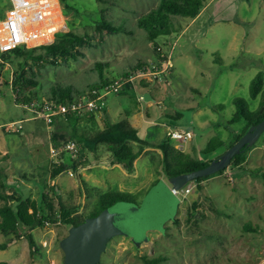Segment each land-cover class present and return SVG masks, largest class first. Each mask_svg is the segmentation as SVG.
Here are the masks:
<instances>
[{"label":"rangeland","instance_id":"obj_1","mask_svg":"<svg viewBox=\"0 0 264 264\" xmlns=\"http://www.w3.org/2000/svg\"><path fill=\"white\" fill-rule=\"evenodd\" d=\"M159 2L23 0L19 4L12 0L6 12L8 20H0L6 41L16 44L20 40L10 38L11 19L19 17L25 23L35 15L38 27L34 30L25 24L21 39L56 26L57 32L66 27V20L67 30L69 25L78 34L90 35V43L79 48L77 59L42 63L35 67V75L29 71L38 83L23 86L21 92L14 89L12 81L22 57L14 55L9 61L0 57V166H9L7 177L3 178L5 187H0V191L39 199L46 190L58 207L61 200L79 206L75 215L82 218L91 215L103 191L137 193L136 202L143 207L140 215L145 216L139 222L150 238H144L138 246L132 237L115 236L109 241L101 264H149L144 256H165L162 264H264V133L252 145L244 164L233 165L203 181L189 182L192 191L181 198L172 191L159 148H146L135 160L134 170L129 171L125 164L116 162L107 145L92 151L82 149L78 142L76 133L93 134L104 129L107 122L120 121L128 113L134 122L136 113L144 117L138 126L143 139L161 142L169 131L193 130L194 138L182 150L203 158V149L218 136L225 143L213 154L217 156L245 124L233 121L238 112L235 98L244 97L251 109L259 106L262 96L253 99L250 84L260 71L264 74V0H205L200 18L178 16L179 31L163 35L155 43L146 37L145 30L138 28L136 21ZM67 3L81 7V16L73 10L67 14ZM99 6L107 8L108 19L136 26L135 31L98 32L92 19L99 17ZM52 40L48 37L42 43ZM0 46L1 50L13 47ZM168 53L172 55L170 67L166 62ZM98 61L110 77L144 61L148 68L151 64L159 67V78L154 74L135 77L132 87L126 88V84L122 91L108 94L106 110L80 116L77 126L66 116H57L49 124L18 103L17 98L25 94L48 97L44 91L59 83L72 86L74 91H88L89 85L99 80ZM147 92L152 99H141V94ZM13 121L20 122L11 124ZM70 140L77 143L80 153L63 149ZM133 145L140 148L137 142ZM53 148L59 153L54 154ZM82 160H88L92 166L83 167ZM61 163H66L68 169L56 175ZM76 164L78 168L74 167ZM158 178L165 180L169 189L165 190L163 200L150 207L146 190ZM70 227L61 222L34 228L39 251L34 252L30 241L23 237L0 249V261L65 264L60 242ZM6 237L0 231V242Z\"/></svg>","mask_w":264,"mask_h":264},{"label":"trees","instance_id":"obj_2","mask_svg":"<svg viewBox=\"0 0 264 264\" xmlns=\"http://www.w3.org/2000/svg\"><path fill=\"white\" fill-rule=\"evenodd\" d=\"M103 1L106 2L107 0ZM11 6L12 0H0V19H6L7 9ZM205 6V0H160L156 7L138 17L136 25L138 28L145 30L146 37L149 40L156 43L159 37L171 35L179 31L177 27L179 26L178 16L196 18ZM106 9L107 8L99 6V17L92 19V21L96 23V30L98 32L133 33L135 31L136 26L130 27L127 23L117 24L108 19L109 14ZM72 10L75 11L77 15L79 13L78 16H81V7L67 3L65 12L70 14ZM89 36L88 34H78L69 26L68 31L57 32L56 38L52 43L41 44L34 47H28L22 44L5 50L0 49V57L5 59V61H9L14 55L22 57V59L19 60V65L16 68L12 81L14 89L21 92L23 86L30 83L37 84L38 82L33 76H29L28 72L31 71V73L35 75V67L40 66L42 63L59 64L61 60L70 61L72 58L77 59L80 53L79 48L90 43ZM40 49H42V51L38 52ZM148 65L149 64L146 62L140 61V63L124 70L122 74L110 77L105 73L104 64L98 61L96 62V68L99 72V80L92 82L89 85L90 89L88 91L86 88L74 91L72 86H64L59 83L50 87L49 93L47 91L44 92L48 94L49 98L63 102L91 98L95 96V90H103L119 76L129 77L132 73L138 72L141 69L147 70ZM149 84L150 82H147L145 85L148 86ZM131 85V82L127 83L126 88L132 87ZM250 94L253 99L262 96L260 104L256 109H251L248 101L244 97L235 98L238 112L233 121H244L245 124L243 123L241 131L236 134L235 139L230 142L224 151L236 143L249 130L251 125L264 119V74L262 71L252 79ZM43 96L44 95L40 93L36 94V96H33V94H25L21 98L18 97L17 100H19L18 103H23L25 105L31 103L35 99H41ZM66 117L72 122L73 126H77L81 119L80 116L73 113L67 114ZM76 136H78V142L84 150L89 149L95 151L99 149L100 145H107L112 151L116 162L125 164L129 171L134 170L135 160L146 148H159L163 153L162 164L164 171L169 177L209 165L213 158L220 155L213 156V154L225 143L223 139L215 136L203 149L205 156L203 158L196 157L176 147L175 140L170 136H167L166 139L161 142L143 139L140 136V129L132 123L129 113L120 121L107 122L104 129L98 130L93 134L76 133ZM133 142L139 143L140 148L136 149ZM251 148L252 145L249 147L245 146L240 153L234 156L231 164L227 168L220 170L219 173L224 172L233 165L244 164ZM82 165H88V160H82ZM74 167L78 168V165L76 164ZM8 168L9 166H0V187H5L6 181L3 180V178L7 177L6 172ZM67 169V164L61 163L58 165V168H56L55 174L57 175ZM212 175L198 177L194 180L203 181L205 178ZM159 181L160 178L156 179L151 187ZM168 189L169 186L166 188V192ZM148 190L149 189L146 191ZM0 199L3 200L0 204V231L7 236L4 241L0 242V249H6L17 243L19 239L26 237L30 241L31 248L34 252L39 251L38 242L33 234L34 228L45 227L48 224L61 222L68 223L70 226L77 225L85 221L87 217L99 214L104 208L119 200H138L137 193H128L120 189L103 191L99 194L97 207L91 215L82 218L79 214L75 215L79 206H71L61 200L59 203L60 206L58 207L54 198L51 197L46 190L39 199L32 195L23 196L15 192L0 191ZM175 220H177V218ZM249 228L252 227L249 226ZM144 258L149 264H162L160 262L165 259V256L151 258L144 256ZM0 264H10V262L2 260Z\"/></svg>","mask_w":264,"mask_h":264},{"label":"water","instance_id":"obj_3","mask_svg":"<svg viewBox=\"0 0 264 264\" xmlns=\"http://www.w3.org/2000/svg\"><path fill=\"white\" fill-rule=\"evenodd\" d=\"M145 98L152 99V94L147 92ZM263 133L264 119L251 125L236 143L213 158L209 165L169 177L172 188L181 189L198 177L212 175L227 168L236 154L245 146L249 147L256 143ZM168 186L169 184L161 179L149 189L146 200L150 207L166 197L165 190ZM142 208L136 201L119 200L104 208L99 214L89 216L85 221L71 226L69 233L60 242L65 252V264H101L102 255L109 241L117 235L132 237L140 246L144 238L145 240L150 238L146 235V228L139 222L145 217L140 215Z\"/></svg>","mask_w":264,"mask_h":264},{"label":"built area","instance_id":"obj_4","mask_svg":"<svg viewBox=\"0 0 264 264\" xmlns=\"http://www.w3.org/2000/svg\"><path fill=\"white\" fill-rule=\"evenodd\" d=\"M61 11L63 13V7L61 8ZM18 19L19 17L11 19L10 25L8 28V32L12 40L14 38H20V40L19 41L17 40V43L14 46L25 44L28 47H34V46L41 45V44L30 45L26 40L21 39L23 30H24V25L27 24L31 26L32 28H34L35 30V28H37L39 24L38 17H36L35 15H32V17L25 23L20 22ZM0 20L4 21L8 19L6 17V19H3V20L0 19ZM65 24H66V27L61 28L57 32L68 31L69 29L68 30L66 29L67 28L66 20H65ZM57 32H55V38H56ZM55 38L50 42H45L42 44L52 43L55 40ZM166 62H167L168 67L172 66L173 64L172 55L170 53H168V58L166 59ZM159 70L160 69L158 66L151 64L150 68H148L147 70L141 69L138 72L132 73L129 77L119 76L113 82L108 84L103 90L101 91L95 90V96L91 98H83V99L74 100L70 102H63V101L53 100L47 96H43L41 99H35L31 103H27L25 105L32 112H34V114L37 117L45 119L46 122L49 124L53 123L57 116H66L69 113H73L78 116H84L87 113H93V112H99V111L105 110L106 105H107L106 98L108 94L111 92L122 91L124 86L127 83L133 81L135 77L154 74L157 78H159V72H160ZM140 98L144 99L145 95L141 94ZM19 122L20 121H13L11 124H15ZM194 135L195 133L193 130H185V129L183 130L176 129L168 133V136H170L176 141V147H178L179 149H185V144L189 143L194 138ZM63 149L75 151L76 154H78V152L80 153L79 148L77 147V143L72 140L67 142ZM53 152L54 154H58L59 150H57L56 148H53ZM172 191L179 198H181L182 196L188 195L192 191V186L190 184H187L181 189L172 188Z\"/></svg>","mask_w":264,"mask_h":264},{"label":"bare ground","instance_id":"obj_5","mask_svg":"<svg viewBox=\"0 0 264 264\" xmlns=\"http://www.w3.org/2000/svg\"><path fill=\"white\" fill-rule=\"evenodd\" d=\"M18 1L19 4L20 2H22L23 0H15ZM16 13V11H14L13 15ZM59 25V23H58ZM57 26L54 27L51 31L48 32H37V33H31L32 34V38H26V41L30 44V45H35L37 43H42L45 39H48V37H50V40H52L54 38V32L56 31ZM4 31V26L2 23H0V44L2 46L6 47H11L14 46L15 43H10L8 41H6L5 36H3V34H1V32ZM43 40V41H42Z\"/></svg>","mask_w":264,"mask_h":264},{"label":"crops","instance_id":"obj_6","mask_svg":"<svg viewBox=\"0 0 264 264\" xmlns=\"http://www.w3.org/2000/svg\"><path fill=\"white\" fill-rule=\"evenodd\" d=\"M206 7V6H205ZM205 7L202 9V11H201V13L196 17V18H200L201 17V15L203 14V12H204V9H205ZM196 18H194V19H196ZM222 19H227V18H225L224 16H222L221 17ZM193 19V20H194ZM187 28V27H186ZM185 28V29H186ZM106 110V109H105ZM142 117V118H141ZM138 116L136 113H135V115H134V122H132L135 126H139V124H141L142 122H143V119H144V117H143V115L142 116ZM139 128V127H138ZM170 132V131H169ZM168 132V133H169ZM168 136V135H167ZM176 142V141H175ZM185 151H187V152H189V153H191V151H188V150H185ZM139 158V157H138ZM90 166H92V165H90V164H88V165H86V166H84L83 165V167H85V168H87V167H90ZM100 183H102V181H100Z\"/></svg>","mask_w":264,"mask_h":264}]
</instances>
